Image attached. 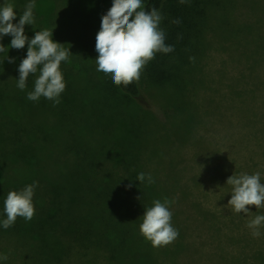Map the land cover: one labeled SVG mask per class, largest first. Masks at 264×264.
<instances>
[{
    "label": "rangeland",
    "instance_id": "374dc122",
    "mask_svg": "<svg viewBox=\"0 0 264 264\" xmlns=\"http://www.w3.org/2000/svg\"><path fill=\"white\" fill-rule=\"evenodd\" d=\"M7 1L0 0V6L11 3L17 13L13 23H17L31 0ZM145 1L142 0L143 6ZM35 5L34 24L24 26L25 35L30 40L35 31L53 29V41L69 48L71 54L60 65L66 84L60 103L53 106L44 97L34 102L27 99V93L34 89L39 73L30 74L23 91L16 86L27 43L22 49H14L9 46L11 36L0 38V44L6 47L0 53V85L4 87L0 93L5 97L0 104V222L6 219L4 200L9 191H19L35 181L34 195H38L36 199L33 197L32 220L23 218L27 225L30 223L31 230L17 237L12 232L0 233V248L6 250L0 254L8 255L0 264H52L47 259L52 256L59 257V264H88L93 257L94 264H105L93 250L83 256L77 243L69 244L65 222L58 215L56 228L52 227V220L37 230L36 220L44 216L42 209L52 197L54 186L63 189L97 183L92 180L102 178L105 170L117 165L113 153L101 155L113 140H117L119 149L128 151L133 146L147 147L148 154L143 157L138 154L137 159L130 161L132 165L149 174L157 173L153 179L158 178L159 184H165L168 190L177 188L178 194L186 192V200L180 202L186 213L181 216L186 218L190 230L182 234L192 246L188 253L177 252V264H224L236 256L243 263L245 257L264 249V226L258 238L246 226L258 215L254 206H246L250 211L247 215L236 213L227 205L231 194L224 180L226 170L227 176L230 172L237 173L238 169H244L245 163L250 171L255 170L256 162L264 168V156L260 155L264 152V84L260 82L264 79V63L249 72V64L238 55L241 50L248 54L246 41L242 39L244 32H248L249 44L264 59V0H219L209 7L206 25L204 22L200 27V41L189 37L183 44L190 40L183 64L184 81L181 83L182 76L177 79L173 74L164 83H155L149 78L147 63L138 82V100L125 98L113 84L111 74L97 71L96 34L112 0H35ZM243 19L248 23L240 24ZM163 26L162 20L160 27ZM220 31L227 39L221 37ZM189 57L195 60L190 61ZM8 58H13V62L9 63ZM7 94L14 98L6 97ZM124 104L135 106L130 105L128 112L117 116L120 113L116 108L120 106L122 111ZM70 110L74 116L70 114L66 121ZM143 115L148 116L146 122ZM121 121L130 128L142 123L136 143L116 133L113 136V124ZM61 122L66 125L64 129ZM124 124L122 130L127 132ZM73 129L77 132L76 141L67 136ZM131 134L134 139L135 134ZM19 145L20 157L27 151V164L17 153L10 152ZM69 147H82L85 152L95 154L87 153L89 161L97 159L91 172L93 177L83 179L90 163L72 152L67 155ZM54 159L58 164H53ZM59 192L65 204L62 199L65 192ZM88 209L89 205L79 206L83 214ZM48 224L50 232L43 236ZM176 243H181L179 235L171 245ZM138 260L139 264H146L142 256ZM162 262L174 263L170 259Z\"/></svg>",
    "mask_w": 264,
    "mask_h": 264
},
{
    "label": "trees",
    "instance_id": "16d2710c",
    "mask_svg": "<svg viewBox=\"0 0 264 264\" xmlns=\"http://www.w3.org/2000/svg\"><path fill=\"white\" fill-rule=\"evenodd\" d=\"M9 1L11 0H8L7 2ZM218 2L219 0H188L187 3L181 4L179 3V0L145 1L143 6L145 11H150L153 7H155L161 12L164 17L163 30L166 34L165 42L166 44L174 47V51L171 53H157L155 58L148 62L147 70L151 80L155 83L161 84L169 80L174 74V76H177V79L182 76L180 80L181 83L184 81L183 78L185 75V69L183 64L187 58V48L191 43L189 40L188 44L185 46H183V44L189 37H191V39L193 38L195 42L199 39L202 31L200 30V27L204 22V25H206L208 8L217 5ZM223 15L224 12L220 15V19ZM177 19L180 21L179 24L172 23V21ZM246 23L248 22L244 21V19L240 21V24ZM220 34L223 39H227L221 31ZM249 36L248 32H244L242 38L243 42L246 41V45H244V47L248 48V54H246L245 50H241V52H238V55L244 57L245 62L249 64V72H252L255 70H253V68L256 67V65L258 66V64L264 63V59H260L262 58V54L258 57L257 52L252 49V45L249 44ZM199 41L200 40L197 42ZM195 45L196 44H193L192 48H194ZM235 46L237 47L238 45ZM198 47L199 46L196 47V50ZM257 78L259 79L260 77ZM238 82L241 81L238 80ZM260 82L264 84V79H260ZM115 87L118 91H121L127 99L138 100L140 97L138 82L134 81L127 87L122 85H115ZM2 90H4V87L0 85V91ZM231 91L234 92V88H232ZM6 97L12 98L13 95L7 94ZM4 98L3 93H0V104H2ZM175 99L179 100V97H175ZM130 105L135 106V104H124V109L122 111L120 110V106H118L116 111L120 114L117 116L125 114V111L128 112ZM72 111L73 110H70L69 114L66 115V121L71 118H69V115L72 114ZM72 116H74V113ZM147 117V115H143L142 120L146 122ZM62 123L63 122H61L60 127L64 129L66 125ZM123 124L124 123L122 121L113 124L111 132L113 133V136L114 133H116L122 137L129 138L132 141L134 140L136 143L138 141V129L142 123L138 122L131 128L130 125L124 124V126L127 127V132L122 130ZM75 129L78 128L76 127ZM75 129L69 131L67 136H69V139L76 141L77 132ZM131 133L135 134L134 139L132 138ZM19 148H21L20 145L18 147L15 146L10 150V152L17 153L24 164H27V151L24 150L22 157H20ZM69 148L65 151L67 155L72 152L75 157L84 159L86 162L90 160L87 157V153L95 155L92 151L91 153L85 152L82 147L80 149H74L72 147ZM148 150L149 149H147V147L143 149H136L134 146L129 151L119 149L117 146V140L111 141L109 147L106 148L105 151H101V155L105 157L107 154L113 153L112 158L116 161L117 165L113 166V169L105 170L106 173L102 176V178L92 180L97 183L88 182L82 187H77L75 185L63 186V189L58 186H54L52 189V197L49 199L47 206L42 209L44 216L36 220V229L42 230L44 227L43 225H46L48 221L50 223L52 220V227L56 228L55 219L58 215L59 219L65 222V238L70 241L69 244L77 243L79 248L83 251L80 252L83 256L90 254L91 250H93V253H98L101 261H104L105 264H139L138 256H142L144 258L143 263L146 264H163L162 261L164 259L173 260L174 263L172 264H177V252L181 250L184 253H188L190 252L192 246L189 241H184L182 234V232L185 233L190 230V226L186 222V218L181 216V213H186L185 208L180 205L181 201L186 200L184 199L186 192L183 190L178 194L177 188H174L173 191L168 190L165 184H159L158 178L154 179L155 182L152 184L136 180L139 173H149L132 165L130 161L137 159L138 154L140 156L142 155V157L145 154L147 155ZM260 155L264 156V152ZM92 160L93 161H89L90 166L87 169V174L83 176V179H90L93 177L91 172L97 159ZM52 162L53 164H58L57 159H54ZM259 164L260 162H256L255 170L250 171L245 163L244 169H238L237 173L236 171L233 173L230 172L228 176V172L226 170V177L224 180L226 181L232 174H253L259 171L261 174V183H264V168L260 167L261 165ZM151 176L157 177L158 175L157 173H153ZM38 183L42 184L41 181ZM128 185L131 186L126 187ZM173 187L175 186L173 185ZM227 187L230 189L228 193H231V186L228 185ZM59 190H64L65 192V196L62 197V199L66 200L65 204L63 203V200L59 198L61 195ZM176 191L177 197H174ZM36 196L38 195H34L33 197L36 199ZM165 198L171 201L174 200V202L170 205V211L173 213L171 223L172 226H175L178 229L181 243L154 248L152 247L151 242L146 240L140 233L139 226L142 223V216L145 209L151 207L154 200L159 199L163 202ZM84 204L89 205V209L83 214L80 212L79 206ZM254 209L258 215H264V207L255 208L254 206ZM211 216L214 217V214ZM17 220L18 217L14 225L8 229H4L2 222H0V233L5 235L12 232L17 237V235L27 233L31 230L30 223L27 225L26 221H24L22 217L19 219V222ZM42 222L43 224L39 228V225ZM48 232H50L49 224L48 228L44 229L43 236H46ZM0 251L1 253H4L6 250H1L0 248ZM120 255L121 258H119ZM50 258L47 257L52 264H59V257L56 258L52 256V259ZM94 263L95 260L93 257L90 259L88 264ZM224 264H264V249L259 248L250 258L245 257V262L243 263L241 262V258L236 256V258H229V261Z\"/></svg>",
    "mask_w": 264,
    "mask_h": 264
},
{
    "label": "clouds",
    "instance_id": "9594fccd",
    "mask_svg": "<svg viewBox=\"0 0 264 264\" xmlns=\"http://www.w3.org/2000/svg\"><path fill=\"white\" fill-rule=\"evenodd\" d=\"M187 2L188 0H179L181 4ZM35 7V0H31L19 16L18 22L13 23L17 16L14 6L11 3L0 6V38L11 36L9 46L14 49H22L27 43L26 57L18 67L17 88L23 91L30 74L39 73L34 81V89L27 93V99L35 102L44 97L56 106L60 103L59 97L66 87L60 65L62 61L68 60L71 53L69 48L53 41V29L35 31L30 40L25 35L24 26L34 24ZM163 18L155 7L145 11L142 0H112V6L101 17L100 30L96 34L97 71L111 74L112 82L117 86L127 87L134 81L139 82L142 69L157 53L168 54L174 51L172 45L166 44V34L160 27ZM172 23L179 24L180 21L177 19ZM5 49L0 44V53ZM8 60L9 63L13 62V58ZM189 60L194 61L195 57H189ZM136 180L147 184L155 182L151 174L143 172L137 175ZM226 183L231 186V199L227 205L236 213L247 215L250 211L246 206L264 207V183H261L259 171L253 174H232ZM36 187L37 182L34 181L19 191L8 192L4 200V229L13 226L17 217L26 221L32 220L35 214L33 196ZM172 203L167 198L163 202L157 199L144 211L139 230L154 248L171 244L179 235V231L171 223ZM246 226L252 230L251 235L254 238L260 237L264 215H256ZM7 259V254H0V261Z\"/></svg>",
    "mask_w": 264,
    "mask_h": 264
}]
</instances>
